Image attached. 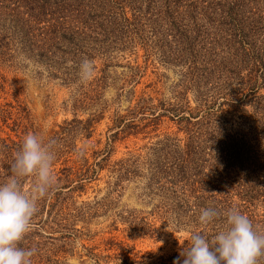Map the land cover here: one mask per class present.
I'll return each mask as SVG.
<instances>
[{"label": "trees", "instance_id": "obj_1", "mask_svg": "<svg viewBox=\"0 0 264 264\" xmlns=\"http://www.w3.org/2000/svg\"><path fill=\"white\" fill-rule=\"evenodd\" d=\"M137 46L148 54L163 52L167 64L181 69L182 79L173 100L156 105L154 97H141L129 114L115 119V126H123L122 131L135 128L134 118L141 115L144 120L149 112L152 118L145 126L168 116L193 129L184 141L165 137L144 156L114 162L110 167L116 184L144 179L143 194L155 201L149 213L162 226L185 229L188 238L203 233L211 240L226 230L230 209L247 215L254 229L264 233V94L256 95L264 90V0H0V56L14 60L20 54L32 59L40 66L37 75L45 72L67 86L88 87L84 96L92 92L99 98L115 59L135 53ZM85 60L92 71L96 62L102 64L100 76L90 82L81 78ZM189 91L194 93V107L187 98ZM0 112L4 120L11 115L5 109ZM238 112L241 120L235 123ZM22 118L13 121L15 127L23 126ZM74 123L82 121L65 122L45 141L52 146L54 162L64 157V165L54 174L53 188L37 199L30 225L47 229V238L64 245L81 232L76 221H85L108 206L104 202L76 205L73 199L110 159L106 148L94 150L92 162L85 151H76L69 141L73 137L69 134L78 130ZM83 123L81 130L89 137L91 121ZM22 142L0 136V184L13 176L11 165ZM76 153L79 160L68 164V157ZM28 178L32 184L24 191ZM34 182L33 176L20 179L29 195ZM205 208L218 213L206 226L198 219ZM125 213L122 222L128 227L159 238V227L148 215L135 210ZM55 233L58 237H53ZM39 236L37 231L28 232L18 242V247L35 250L32 264L50 258L49 248L36 241ZM115 244L109 240L106 249L115 252L106 255L83 245L84 256L94 264H173L177 259L176 253L123 257L132 248ZM258 264H264V256Z\"/></svg>", "mask_w": 264, "mask_h": 264}, {"label": "rangeland", "instance_id": "obj_2", "mask_svg": "<svg viewBox=\"0 0 264 264\" xmlns=\"http://www.w3.org/2000/svg\"><path fill=\"white\" fill-rule=\"evenodd\" d=\"M162 53L148 54L137 46L135 53L126 52L118 56L115 64L108 69L109 77L99 98L93 97L92 92L84 96L88 87L81 89L79 85L67 86L59 80L48 78L45 72L37 75V67L40 66L35 65L32 59L30 61L20 54H17L14 60H6L0 56V110L5 109L11 113L4 120L5 117L0 112L1 137L18 141L27 134H37L45 143L55 131L60 130V126L66 125L65 122L77 119L82 123H74L78 130L69 134V137L73 135L69 141L71 145H75V150L85 151L90 162L93 161L91 155L94 150L106 148L110 152V159L105 168L98 171L95 179L88 182L83 191L73 194L76 205L88 203L94 206L96 202H104L108 206L99 208L98 212L85 221H76V227L81 232L76 234L70 245H64L63 241L58 239L47 238L49 232L43 227H30L28 232L37 231L42 235L37 237L36 241L41 242L43 248H49V260L40 264H94L84 256L86 251L84 247H94L95 252L101 255L113 254L115 250L106 249L110 239L117 243L116 247L121 243L125 247L132 248L129 254L123 253V257L131 258L133 255L142 257L148 253L168 256L176 253L182 264L183 257L180 254L188 245L184 243L189 236L188 232L182 228H174L173 225L162 226L159 219L153 218L149 212L155 201L143 194L144 179L123 180L116 184L110 167L114 162L130 155H146L155 142L165 137L184 141L188 136L187 131L193 129L191 125L179 123L168 116H162L160 120L155 121V124L151 122V125L145 126L152 118L149 112L146 115L148 118L145 117L144 120L140 119L141 115L134 118L135 128L122 131L123 126H115V119L129 114L141 97H154L156 105L159 101L173 100V92L182 79L181 69L176 65L167 64L162 59ZM96 65L97 69L91 72V76L86 79L87 82L100 76L98 70L102 64L96 62ZM262 94L264 90H260L256 95ZM193 97L194 93L189 91L187 98L191 107L196 105ZM22 109L24 111H21ZM160 111L157 110L156 114ZM21 115H23L21 119L23 126L15 127L13 121L15 119L18 121ZM239 116V112L234 115L235 123L241 120ZM88 119L91 121V134L86 137L81 128L83 122ZM194 120L192 119V122ZM134 131L138 132L134 134ZM113 134H115L114 138H112ZM78 157L77 153L71 154L68 157L70 161L68 164H72V161L77 160ZM63 158L54 162V174L63 167ZM31 184V178H28L24 191ZM127 210L148 215V218L159 227V238L143 236L139 231L123 223L122 217L126 215ZM58 235L59 233H55L53 237Z\"/></svg>", "mask_w": 264, "mask_h": 264}, {"label": "clouds", "instance_id": "obj_3", "mask_svg": "<svg viewBox=\"0 0 264 264\" xmlns=\"http://www.w3.org/2000/svg\"><path fill=\"white\" fill-rule=\"evenodd\" d=\"M92 67L85 60L80 66L82 79L91 76ZM55 156L51 144L37 134H27L11 165L13 176L0 184V264H32L34 249L18 247L29 231L36 212L37 199L44 198L56 183L53 173ZM33 176L31 195L22 189L20 179ZM218 213L205 208L199 223L208 225ZM226 230L209 240L203 233H193L181 252L182 264H258L264 256V233L254 229L249 217L237 209L226 214ZM162 243V242H161ZM173 264H181L180 258Z\"/></svg>", "mask_w": 264, "mask_h": 264}]
</instances>
